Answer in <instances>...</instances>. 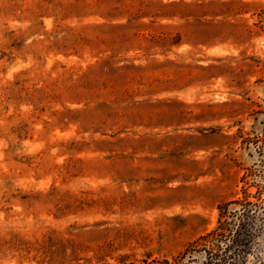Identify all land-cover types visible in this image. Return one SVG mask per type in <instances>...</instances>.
<instances>
[{
  "label": "rangeland",
  "instance_id": "obj_1",
  "mask_svg": "<svg viewBox=\"0 0 264 264\" xmlns=\"http://www.w3.org/2000/svg\"><path fill=\"white\" fill-rule=\"evenodd\" d=\"M0 264H264V0H0Z\"/></svg>",
  "mask_w": 264,
  "mask_h": 264
}]
</instances>
